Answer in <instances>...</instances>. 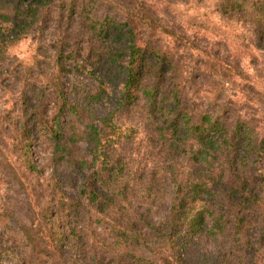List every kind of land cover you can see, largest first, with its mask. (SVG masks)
Instances as JSON below:
<instances>
[{
    "label": "trees",
    "instance_id": "1",
    "mask_svg": "<svg viewBox=\"0 0 264 264\" xmlns=\"http://www.w3.org/2000/svg\"><path fill=\"white\" fill-rule=\"evenodd\" d=\"M215 7L264 54V0ZM159 21L142 0H0V178L34 210L16 220L34 254L16 249L21 261L188 264L192 239L203 264H264V129L223 91L204 95L206 70L184 66ZM26 39L34 77L2 64Z\"/></svg>",
    "mask_w": 264,
    "mask_h": 264
},
{
    "label": "rangeland",
    "instance_id": "2",
    "mask_svg": "<svg viewBox=\"0 0 264 264\" xmlns=\"http://www.w3.org/2000/svg\"><path fill=\"white\" fill-rule=\"evenodd\" d=\"M142 1L154 10L160 19L158 23L168 27L169 33H159V35L172 49V52L182 54L184 66L189 69L200 67L206 70L205 79L199 82V89H202L204 95H213L218 91H223L225 96L236 101V105H241L243 114L252 115L259 127L264 129V54L255 50L249 43L245 45L241 43V37L247 35L241 29L236 30L233 26L227 28L225 25L227 21L223 22L216 12V0ZM124 2L125 0H118V3ZM208 22L215 25L214 31L204 29L203 25ZM223 28L228 32H223ZM172 32L175 33L171 34ZM178 36L185 39L180 46L174 42ZM211 49L219 52L221 59L215 62L216 65L209 67L213 62L204 53ZM183 52L186 53L185 56ZM252 53L254 58L251 56ZM2 60L3 65L9 63L14 65L17 75L22 74L23 77L37 75L34 67V42L29 39L10 47L8 54ZM238 60L239 67H236ZM71 80L75 81L73 77ZM11 81L8 80L7 73L0 66L2 86L11 89ZM80 81L86 85L90 83L82 77ZM1 84L0 112L6 106L7 96V92L1 90L3 89ZM3 149L5 152L6 149L4 147ZM10 156L11 154H9L11 159ZM59 175L65 177L63 173ZM27 198L29 197L15 182H8L5 177L0 178V264H32L26 259L21 261L20 256L18 258L15 252L18 249L28 259L34 257V254L22 245L21 233L16 225V220L26 225L30 223V217L34 211L33 201ZM26 201L30 203V210ZM183 245L182 257L188 264H203L205 251L200 246L192 239H186Z\"/></svg>",
    "mask_w": 264,
    "mask_h": 264
}]
</instances>
